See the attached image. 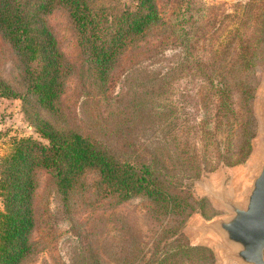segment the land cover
I'll return each mask as SVG.
<instances>
[{"label":"trees","instance_id":"obj_1","mask_svg":"<svg viewBox=\"0 0 264 264\" xmlns=\"http://www.w3.org/2000/svg\"><path fill=\"white\" fill-rule=\"evenodd\" d=\"M156 1L134 0L132 9L113 15L93 0H0V37L15 55L19 68L17 86L0 79V95L19 98L25 118L46 140L14 139L10 152L1 158L0 264H23L34 251L31 234L36 221L33 197L38 169L45 170L53 181L65 212L70 209L69 197L81 185L82 176L93 170L98 191L115 196L116 203L143 197L155 220L173 216L174 223L160 229L161 238L170 241L160 246L159 238L152 249L153 257L144 264L213 263L214 255L208 247L192 246L177 238L178 229L196 208L181 185L183 179L197 177L202 169L211 170L220 161L233 165L248 156L252 134L241 131L238 135V129H245L248 122L235 107L231 90L238 84L242 90L246 88L229 77L235 65L250 63L247 55L241 53L236 59L231 55L216 68L223 73L204 75L203 85L193 94V106L201 112L195 124L185 117L181 107H175L165 84L157 93L158 87L138 97L134 92L130 94V104L118 107V116H124L127 128L135 121L147 126L152 138L143 149H149L148 157L132 155L133 150L125 158L119 157L93 135L71 125L61 106L72 66L60 50L46 16L56 8L66 10L83 56L79 68L82 86L85 88L88 81L90 87L97 88L99 97L85 91L94 103L103 99L111 105L122 98L107 95L108 77L126 47L160 22ZM245 93L246 111L252 119V92ZM143 94L147 97L141 98ZM111 117L112 111L107 110L94 114L92 120L107 131ZM239 139L240 145H236ZM126 229L124 225L118 230ZM118 234L124 242L116 245L115 255L123 258L120 262L140 263L144 259L140 235L129 231ZM92 260L89 264H99L97 254Z\"/></svg>","mask_w":264,"mask_h":264},{"label":"rangeland","instance_id":"obj_2","mask_svg":"<svg viewBox=\"0 0 264 264\" xmlns=\"http://www.w3.org/2000/svg\"><path fill=\"white\" fill-rule=\"evenodd\" d=\"M93 1L96 5L105 6L107 13L113 15H119L125 8L132 9L135 3L134 0ZM156 2L160 22L126 47L108 77L107 95L122 98L120 102L112 101L111 105L105 104L103 99L99 104L94 103L85 91L98 96L97 88L90 87L88 81L85 88L82 86L84 80L79 68L83 56L66 10L56 8L46 16L60 50L72 66L66 76L61 106L71 125L93 135L119 157L125 158L132 150V155L139 153L148 157L149 149H143L147 140L152 138L147 126L135 121L132 127L127 128L122 120L124 116H118V107L130 104V94L134 92L135 97H138L141 92L158 87L154 92L157 93L165 84L175 107H181L185 117L195 124L201 118V112L193 106V94L203 85L204 75L223 73V70H216L220 62H226L231 55L236 59L239 54L245 53L250 63L244 67L235 65L229 77L244 83L246 88L242 90L241 84H238L231 90L235 107L241 111L243 121L248 122L245 129H238V135L241 131L252 134L250 152L240 163L228 165L220 161L211 170L202 169L197 177L183 179L181 185L191 195L196 208L178 229L177 238L192 246L208 247L214 255L212 264H225L217 255L219 246L213 241L199 239L189 224L192 219L200 216L211 218L225 213L205 193L203 184H222L228 192L240 188L242 179L261 152L258 102L264 87V0ZM18 78L19 68L15 55L0 37V79L17 86ZM156 81L161 85L159 82L158 85L154 83ZM250 91L252 119L245 106V92L249 95ZM146 97L147 94H143L141 98ZM107 110L112 111V117L109 130L104 131L92 120V116ZM20 137L46 142L25 118L20 99L0 95V162L10 152L14 139ZM236 145H240V139ZM36 179L37 187L33 197L36 221L31 234L34 251L23 264H89L96 254L99 264H122L120 261L123 258L115 253L116 245L124 243L117 235L125 231L140 235L144 259L134 264H144L153 257L154 244L161 238L160 229L174 223L173 216L155 220L148 211L149 202L143 197L116 203L115 196L98 191L97 174L93 170L86 171L81 178V185L69 197L68 212L64 211V202L56 193L47 172L38 169ZM202 212L211 215L205 217ZM124 225L126 230H118L119 226ZM161 239L160 246L170 241ZM226 264L235 263L228 261Z\"/></svg>","mask_w":264,"mask_h":264},{"label":"water","instance_id":"obj_3","mask_svg":"<svg viewBox=\"0 0 264 264\" xmlns=\"http://www.w3.org/2000/svg\"><path fill=\"white\" fill-rule=\"evenodd\" d=\"M261 152L232 192L222 185L203 184L205 193L225 213L197 217L189 228L201 240L213 241L223 263L264 264V87L258 102Z\"/></svg>","mask_w":264,"mask_h":264}]
</instances>
